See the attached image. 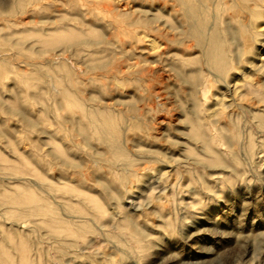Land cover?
<instances>
[{
	"label": "rangeland",
	"instance_id": "rangeland-1",
	"mask_svg": "<svg viewBox=\"0 0 264 264\" xmlns=\"http://www.w3.org/2000/svg\"><path fill=\"white\" fill-rule=\"evenodd\" d=\"M161 1L0 0V264H264V0H179L148 83L100 20Z\"/></svg>",
	"mask_w": 264,
	"mask_h": 264
},
{
	"label": "bare ground",
	"instance_id": "bare-ground-1",
	"mask_svg": "<svg viewBox=\"0 0 264 264\" xmlns=\"http://www.w3.org/2000/svg\"><path fill=\"white\" fill-rule=\"evenodd\" d=\"M92 3V6L94 7H102L105 9V11L109 13H113L111 2L117 3L119 7L126 6L128 3L123 2V0H89ZM158 1V0H153ZM162 2V1H161ZM162 4L165 7H168L170 10V13L176 23V26L172 27L167 24H163L161 22L157 23H150L149 20H143L142 24L137 23L134 25L131 29L127 26V23L124 22L120 17H116L114 14H111V18L104 20V18H101L100 22L106 27V30L108 32V35L110 37L120 38L123 40L122 43H120V47L123 49V45L126 46H132V44H138V41H145L149 48L147 50H143L142 53L149 55L151 58H153L152 63H148L145 61H130L128 62V68H133L135 70H138V75H140V78L142 80H146L148 83H152L149 81V76H153V67L159 66V64H165L167 62H170L174 64L175 66H178L180 68H186L183 66V61L187 58H185L186 54H188L191 50H196L195 47L197 45L195 44V39L198 38V36L201 35V31L194 32L192 30L193 26L190 24L191 21L189 20V12L186 11V9L182 6L181 2L179 0H163ZM85 10V9H84ZM134 21H137L133 19ZM130 33V36H129ZM166 39L170 41V44L175 39L181 40L183 52L182 56H179L174 53H170V49H167V43ZM90 44V46L94 45ZM117 45H115L116 47ZM79 50H81L84 53H87V46H82ZM103 51L105 49H102ZM167 50V51H165ZM198 55L200 57L205 56V52L203 49H199L197 51ZM59 54V53H57ZM157 66V67H158ZM118 68L121 71H124L121 64H118ZM202 70H206L207 74H210L212 76H217L213 71H210L209 69H205L204 64L201 65ZM170 70H174L170 67ZM111 74V71H110ZM151 76V77H152ZM145 81V82H146ZM147 83V86H148ZM159 121V120H158ZM160 123V122H159Z\"/></svg>",
	"mask_w": 264,
	"mask_h": 264
}]
</instances>
